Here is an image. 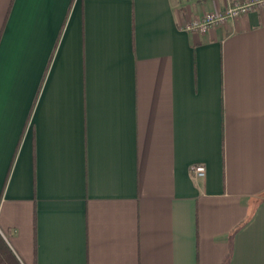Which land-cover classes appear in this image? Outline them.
<instances>
[{
	"label": "crops",
	"instance_id": "crops-1",
	"mask_svg": "<svg viewBox=\"0 0 264 264\" xmlns=\"http://www.w3.org/2000/svg\"><path fill=\"white\" fill-rule=\"evenodd\" d=\"M243 1L0 0L20 264H264V6L182 27Z\"/></svg>",
	"mask_w": 264,
	"mask_h": 264
},
{
	"label": "built area",
	"instance_id": "built-area-1",
	"mask_svg": "<svg viewBox=\"0 0 264 264\" xmlns=\"http://www.w3.org/2000/svg\"><path fill=\"white\" fill-rule=\"evenodd\" d=\"M264 0H245L226 8L224 11H206L197 15L183 24V29L193 32H206L207 30L224 24L229 18H235L240 14L247 13L255 8L263 7ZM194 177L205 176V166L201 163H194L190 166Z\"/></svg>",
	"mask_w": 264,
	"mask_h": 264
},
{
	"label": "trees",
	"instance_id": "trees-1",
	"mask_svg": "<svg viewBox=\"0 0 264 264\" xmlns=\"http://www.w3.org/2000/svg\"><path fill=\"white\" fill-rule=\"evenodd\" d=\"M0 264H20L0 237Z\"/></svg>",
	"mask_w": 264,
	"mask_h": 264
}]
</instances>
